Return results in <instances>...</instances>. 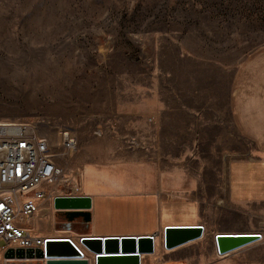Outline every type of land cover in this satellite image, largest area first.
Wrapping results in <instances>:
<instances>
[{"label": "rangeland", "instance_id": "374dc122", "mask_svg": "<svg viewBox=\"0 0 264 264\" xmlns=\"http://www.w3.org/2000/svg\"><path fill=\"white\" fill-rule=\"evenodd\" d=\"M261 102L264 0H0V121L36 120L76 141L59 159L70 181L42 184L51 194H66L89 160L115 153L124 163L126 153L171 163L202 205H214L228 163L264 154L236 133L230 111ZM37 201L51 215L23 220L34 235H87ZM201 213L200 238L166 249L158 235L140 264H264V223L235 229L260 236L221 254L214 237L229 223ZM44 262L0 253V264Z\"/></svg>", "mask_w": 264, "mask_h": 264}, {"label": "crops", "instance_id": "0c3cea01", "mask_svg": "<svg viewBox=\"0 0 264 264\" xmlns=\"http://www.w3.org/2000/svg\"><path fill=\"white\" fill-rule=\"evenodd\" d=\"M260 105L249 103L244 111L231 109L230 120L236 125V133L246 135L264 150V102ZM124 155V163L118 160L120 155L110 153L83 164L77 178L78 191L72 195L90 199L86 208L89 220L78 215L68 218L67 225L84 224L88 232L82 233L96 238L153 235L155 243V238L160 235L162 240L165 228L170 226L201 224L202 235L208 227L201 218L202 210L205 215L210 210L211 222L220 215L223 222L229 223L218 231L222 233H239L235 229L246 224L256 229L264 223V154L255 158L242 156L228 163L229 180L214 205H202L188 187L189 177L173 169L171 163H151L146 159L129 162L128 154ZM49 223L52 227L54 217Z\"/></svg>", "mask_w": 264, "mask_h": 264}, {"label": "built area", "instance_id": "2783aa9c", "mask_svg": "<svg viewBox=\"0 0 264 264\" xmlns=\"http://www.w3.org/2000/svg\"><path fill=\"white\" fill-rule=\"evenodd\" d=\"M65 131L36 120L0 121V253L9 248L45 250L46 241L51 239L34 235L23 225V220L36 215L42 217L37 199L52 203L55 196L78 191L77 181L63 195L51 194L42 187L43 183L55 184L63 179L60 156L65 149H74L76 145L72 136H67L68 140L61 138ZM53 137H59V143ZM68 181L66 178L62 182ZM256 235L259 237L260 233ZM150 237L153 240V235Z\"/></svg>", "mask_w": 264, "mask_h": 264}, {"label": "water", "instance_id": "95a60500", "mask_svg": "<svg viewBox=\"0 0 264 264\" xmlns=\"http://www.w3.org/2000/svg\"><path fill=\"white\" fill-rule=\"evenodd\" d=\"M90 199L86 196H55L53 207L66 213L71 220L74 216H83L85 221L89 220ZM203 227L200 225L180 228L170 226L163 232L164 246L171 248L179 246L187 241L200 237ZM190 230L189 235H184ZM256 234H215V247L218 253H227L232 249L244 245L248 240L257 238ZM95 254V264H140V254L152 253L154 251V240L150 236H126V237H89L82 236L79 240ZM80 255L79 249L69 239L47 240L45 250L9 248L4 256H15L18 258L28 257L45 259L44 264H88L86 258H76ZM48 258H44V257Z\"/></svg>", "mask_w": 264, "mask_h": 264}, {"label": "bare ground", "instance_id": "6f19581e", "mask_svg": "<svg viewBox=\"0 0 264 264\" xmlns=\"http://www.w3.org/2000/svg\"><path fill=\"white\" fill-rule=\"evenodd\" d=\"M34 83V82H33ZM42 86V85H41ZM69 138H72L71 137V134L69 133V131L68 130H66L65 131V133L62 135V139H69ZM41 207V210H42V217H47V216H49V215H51V213H50V206L49 205H42V206H40ZM194 226H196V225H194ZM177 227H180V228H185V227H188V226H177ZM190 230H186L185 231V233H184V235H189L190 234ZM192 233V232H191ZM217 234H222V233H217ZM233 234H235V233H233ZM247 234H249V233H247ZM47 238H49V239H54V240H58V239H67V237H65V236H53V237H50V236H48ZM68 239L79 249V251H80V255L79 256H77L76 258H82L83 257V254H82V252H81V249H80V246H79V244H77V242L78 243H81L79 240H80V238L79 239H77V242H74L73 240H72V238L70 237H68ZM162 240H163V235H162ZM163 244H164V240H163ZM173 247H176V246H172L171 248H173ZM166 249H171V248H168V247H165ZM141 257H142V255L140 254V259H141ZM45 258H48L47 256L45 257ZM24 261H25V259H24Z\"/></svg>", "mask_w": 264, "mask_h": 264}, {"label": "trees", "instance_id": "16d2710c", "mask_svg": "<svg viewBox=\"0 0 264 264\" xmlns=\"http://www.w3.org/2000/svg\"><path fill=\"white\" fill-rule=\"evenodd\" d=\"M57 218V219H56ZM56 220H58V222L61 224L60 226L62 225H65L63 224L64 222H67L68 221V217L66 216V214L64 213H61L59 212L58 214H56V217H55ZM80 218L77 217L76 220H79ZM58 225V224H57ZM71 227L77 231L78 233H82V232H88L87 228L85 227L84 224H75L73 223L71 225Z\"/></svg>", "mask_w": 264, "mask_h": 264}]
</instances>
